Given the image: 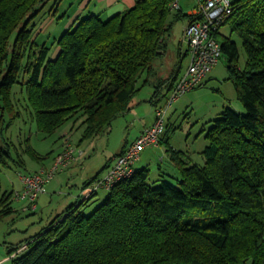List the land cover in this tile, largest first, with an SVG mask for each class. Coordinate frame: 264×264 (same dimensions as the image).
<instances>
[{"label": "trees", "instance_id": "trees-1", "mask_svg": "<svg viewBox=\"0 0 264 264\" xmlns=\"http://www.w3.org/2000/svg\"><path fill=\"white\" fill-rule=\"evenodd\" d=\"M48 1L0 0V168L23 165L3 139L17 116L16 83L40 132L81 119L80 144L131 109L137 81L165 55L173 23L185 19L186 26L195 18L172 10L174 0H136L106 19L77 18L51 57L33 36V20ZM223 25L245 53L240 66L236 41L216 34L245 113L225 107L213 120L204 163L167 146L180 174L175 182L161 176L150 185L149 170L135 168L90 213L83 208L95 193L70 204L23 248L9 247L10 264H264V0H234ZM186 55L188 48L169 76L158 80L156 96L162 85L171 91ZM26 151L37 158L30 146ZM12 193L0 194V221L14 211Z\"/></svg>", "mask_w": 264, "mask_h": 264}, {"label": "rangeland", "instance_id": "rangeland-1", "mask_svg": "<svg viewBox=\"0 0 264 264\" xmlns=\"http://www.w3.org/2000/svg\"><path fill=\"white\" fill-rule=\"evenodd\" d=\"M179 3L184 13H188L195 6L194 0H179ZM76 5V0H49L43 11L33 20L35 43H44L48 46L49 56H54L56 40L60 34L71 27L70 22L74 18ZM185 23V19L173 23L170 35L165 39L166 53L154 62L158 75L152 74L149 79L147 73L141 75L137 81L139 90L132 97L131 109L113 119L103 133L83 140L80 144L77 142L81 135L78 129L82 131V127L79 126L81 119L71 129L72 120L54 133L44 134L37 129L32 119V111L28 107L24 88L21 89L20 83L13 86L12 99L17 116L4 132L3 139L9 143L15 158L20 155L23 165L22 162L21 165L10 162L7 167L0 168V194L21 188L18 172L39 171L44 167L46 169L50 167L53 156L63 144L61 131H65L64 134L69 136L72 144L83 149V154L72 166L56 172L53 178L46 182V191L37 198L35 210L28 208L29 201L11 198L14 211L0 221V255L3 256L0 262L10 264V257L7 255L9 247L18 245L20 249L23 248L70 204L87 197L89 191L87 186H84L86 181L102 176L108 169L110 158L123 146L132 144L145 124L152 123L155 108L166 105L170 90L167 91L168 88L162 85L159 88L160 94L156 96L157 77L167 78L175 68L180 60L179 46L182 55L187 52V44L182 41ZM220 33L224 36L231 35L229 26L220 27ZM231 37L238 45V63L242 66L245 53L241 41L236 35ZM188 63L189 56L186 55L180 61L178 76L186 71ZM22 76L23 74L19 78L20 81L23 79ZM207 78L204 86L192 89L171 102L164 116L166 126L160 137L163 139L162 142L155 146H147L140 153V159L135 162L136 169L149 170L147 182L150 185H155L161 176H165L171 182L180 177L178 169L166 151L167 146L185 153L192 163L202 165L204 163L202 151L208 143L206 133L213 120L219 117L225 107L245 113L229 79L227 59L223 54ZM27 146L33 149L37 158L26 151ZM168 175L172 177L169 178ZM107 195V189L98 188L83 208L84 214L90 213L100 205Z\"/></svg>", "mask_w": 264, "mask_h": 264}, {"label": "built area", "instance_id": "built-area-1", "mask_svg": "<svg viewBox=\"0 0 264 264\" xmlns=\"http://www.w3.org/2000/svg\"><path fill=\"white\" fill-rule=\"evenodd\" d=\"M191 15L195 18L183 29L182 40L188 47L189 63L186 71L180 75L170 91L168 101L163 107H156L153 122L144 127L135 141L122 152L112 157V162L102 176L97 177L87 186L90 194L98 188L112 189L117 183L131 177L134 164L140 153L147 147L158 145L165 130V113L168 106L184 93L202 87L208 73L218 63L221 46L216 38L220 27L228 20L234 9V0H194ZM172 10L180 9L179 0H174ZM83 154V149L71 143L69 136L63 134L62 150L55 155L51 166L33 173H18L21 188L14 190L12 198L29 201V209L35 210L37 198L45 192V184L58 171H62ZM27 209V208H26ZM0 264H4L0 262Z\"/></svg>", "mask_w": 264, "mask_h": 264}, {"label": "crops", "instance_id": "crops-1", "mask_svg": "<svg viewBox=\"0 0 264 264\" xmlns=\"http://www.w3.org/2000/svg\"><path fill=\"white\" fill-rule=\"evenodd\" d=\"M77 1V5L75 6V14H74V18L72 19V21L70 22V24L72 25L73 23H74V21L77 19V18H80V17H82V16H85L86 15V13H88V15L89 14H96V15H99L102 19H106V18H108V17H111L112 15H114V14H116V13H118V12H121V11H123V10H125V9H128V8H130V7H132L133 5H134V3L136 2V0H76ZM192 11V10H191ZM191 11H189L188 12V14H190L191 13ZM179 48V50H180V52H179V50H178V57H180V55H182V51H181V47L179 46L178 47ZM56 52H57V50L55 49V52H53V55L55 56V54H56ZM155 75V76H157L158 74H157V71H155V67L153 68V72L151 73V75ZM151 75H148V79H149V77L151 76ZM161 79H166V78H163V76H160V77H157V80H161ZM207 80H208V78H206ZM177 80V79H176ZM176 80H175V82H176ZM174 82V83H175ZM174 85V84H173ZM153 122V121H152ZM75 123H77V122H75ZM75 123H72V125H71V127H70V129L71 128H73L74 126V124ZM149 124H145L144 126H143V128L144 127H146V126H148ZM75 127H77V126H75ZM142 128V129H143ZM69 129V130H70ZM79 131H80V134H81V129H78ZM77 130V131H78ZM72 131V130H71ZM76 131V132H77ZM64 134L65 133V131H61L60 132V134ZM80 136V135H79ZM78 143V142H77ZM161 143V142H160ZM125 147H127V145L125 146ZM124 146L119 150V151H121L122 149H124L125 148ZM62 150V147L60 148V150H58L57 152H56V154H58L60 151ZM55 154V155H56ZM117 154V153H116ZM115 154V155H116ZM55 155L53 156V159H54V157H55ZM53 159H52V162H53ZM76 160V159H75ZM77 161V160H76ZM75 162V161H74ZM74 162L70 165V166H72L73 164H74ZM111 162H112V157L110 158V161H109V163H108V165H107V168L109 167V165L111 164ZM52 164V163H51ZM51 166V165H50ZM70 166H68L67 168H69ZM44 168H46V167H44ZM67 168H65V169H67ZM64 169V170H65ZM36 171H38V170H35V171H29V172H21V173H33V172H36ZM19 173V172H18ZM89 181V180H88ZM45 191H46V189H45ZM45 193V192H44ZM39 198V197H38ZM35 203H36V201H35ZM2 259H3V256H1L0 255V261H2Z\"/></svg>", "mask_w": 264, "mask_h": 264}]
</instances>
